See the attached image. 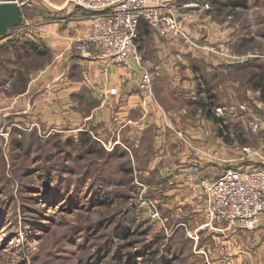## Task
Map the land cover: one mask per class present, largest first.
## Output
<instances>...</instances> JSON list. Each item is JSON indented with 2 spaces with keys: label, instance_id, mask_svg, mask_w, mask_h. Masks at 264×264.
<instances>
[{
  "label": "rangeland",
  "instance_id": "1",
  "mask_svg": "<svg viewBox=\"0 0 264 264\" xmlns=\"http://www.w3.org/2000/svg\"><path fill=\"white\" fill-rule=\"evenodd\" d=\"M41 2L23 7L29 20L8 30L19 29L15 40L60 18ZM203 2L185 12L202 21L193 25L202 36L190 60L209 119L196 122L214 132L213 160L228 167L240 164L244 148L264 144V0ZM27 27L29 36L20 30ZM214 60L220 64L206 77L201 66ZM182 124L183 147L210 155V137L191 136L194 123ZM85 130L57 128L15 105L0 113V264H207L202 236L194 241L184 225L188 204L169 200L167 175L147 168L152 140L114 144Z\"/></svg>",
  "mask_w": 264,
  "mask_h": 264
},
{
  "label": "crops",
  "instance_id": "2",
  "mask_svg": "<svg viewBox=\"0 0 264 264\" xmlns=\"http://www.w3.org/2000/svg\"><path fill=\"white\" fill-rule=\"evenodd\" d=\"M15 1L23 3L22 19L29 20L23 7L29 9L38 0ZM39 1L54 6L60 18L34 29L25 45L23 40L14 39L19 31L16 35L0 37V113H7L15 105L32 116L46 115L57 128L84 132L88 129L99 138L111 141L112 137L114 144L126 140L133 144L134 140L143 145L152 140L154 148L147 168L167 175L162 182L170 187L169 200L178 206L188 204L184 225L194 234V241L202 236L201 249L207 264H264V211L250 230L237 229L225 221H210L202 207L200 191L191 189L182 176L185 167L197 158L204 176L218 173L210 136L214 132L210 128L201 130L196 122L201 116L207 117L202 110L205 97L201 95L191 64L198 49L176 43L141 22L137 48L144 66L160 73L152 87L154 100L148 99L147 110L143 105L145 92L139 86L141 72L135 64L129 70L109 62L99 56L93 45L85 52L76 50L75 39L90 29V11L80 8L75 0ZM169 1L176 10L183 11L180 21L190 23L193 29H187L188 34L197 42L202 33L193 25L196 22L201 26V18L196 12H185L194 11L196 8H190L200 0ZM209 2L212 0H204L203 6ZM213 62L217 64L201 66L206 77L207 74L212 77L214 67L220 64ZM188 121L198 125H193L197 130L187 125L191 136L210 137V155L200 152L197 155L181 144L176 128Z\"/></svg>",
  "mask_w": 264,
  "mask_h": 264
},
{
  "label": "built area",
  "instance_id": "3",
  "mask_svg": "<svg viewBox=\"0 0 264 264\" xmlns=\"http://www.w3.org/2000/svg\"><path fill=\"white\" fill-rule=\"evenodd\" d=\"M1 1V0H0ZM81 8L90 11V29L75 39L79 52L93 45L99 56L119 63L131 70L140 69V89L145 92L143 105L148 110V99L154 100L153 85L159 72L146 68L137 48L141 22L174 42L185 41L192 47L198 44L187 34L175 14L176 7L169 0H75ZM29 27L21 29L28 35ZM13 30L6 36L16 35ZM20 32V31H19ZM19 32L17 34H19ZM186 141V140H185ZM201 147H193L196 152ZM205 153V152H204ZM240 164L224 166L218 156L214 163L220 171L213 177L204 176L198 160L184 169L191 189L201 193L203 209L210 221H225L237 229L250 230L264 211V144L258 148H244L238 158ZM249 160L247 163L244 161ZM157 213V212H156ZM187 233L194 237L186 229Z\"/></svg>",
  "mask_w": 264,
  "mask_h": 264
},
{
  "label": "water",
  "instance_id": "4",
  "mask_svg": "<svg viewBox=\"0 0 264 264\" xmlns=\"http://www.w3.org/2000/svg\"><path fill=\"white\" fill-rule=\"evenodd\" d=\"M22 6L23 3L15 0L0 1V36H6L9 29L21 22Z\"/></svg>",
  "mask_w": 264,
  "mask_h": 264
},
{
  "label": "trees",
  "instance_id": "5",
  "mask_svg": "<svg viewBox=\"0 0 264 264\" xmlns=\"http://www.w3.org/2000/svg\"><path fill=\"white\" fill-rule=\"evenodd\" d=\"M219 0H212V3H217ZM15 39V38H14ZM26 41V40H25ZM25 41H23L24 43L22 44V45H25ZM31 46V48L34 46V44H30ZM206 106H208V104H205ZM80 134H82V133H80ZM186 228V227H185Z\"/></svg>",
  "mask_w": 264,
  "mask_h": 264
}]
</instances>
